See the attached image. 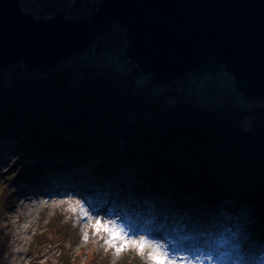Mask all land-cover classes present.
I'll list each match as a JSON object with an SVG mask.
<instances>
[{
    "label": "trees",
    "instance_id": "trees-1",
    "mask_svg": "<svg viewBox=\"0 0 264 264\" xmlns=\"http://www.w3.org/2000/svg\"><path fill=\"white\" fill-rule=\"evenodd\" d=\"M31 1L40 3L42 12L65 5L75 17L90 7V0ZM108 34L122 41L114 28L102 38ZM86 68L63 65L42 77L20 66L0 79V148L34 161L17 168L13 186L50 187L68 166L96 161L90 178L96 185L113 170L134 168L130 192L137 200L142 189L162 199L171 195L180 207L214 208L234 200L238 207L254 206L264 220V103L250 100L242 107L228 94L211 108L197 95L187 101L179 92L178 98L140 97L128 87L127 82L136 84L129 76ZM93 71L98 74L89 75ZM92 198L97 206L101 195ZM262 238L258 250L264 249V228Z\"/></svg>",
    "mask_w": 264,
    "mask_h": 264
},
{
    "label": "rangeland",
    "instance_id": "rangeland-1",
    "mask_svg": "<svg viewBox=\"0 0 264 264\" xmlns=\"http://www.w3.org/2000/svg\"><path fill=\"white\" fill-rule=\"evenodd\" d=\"M99 1L90 0L89 4L91 6ZM21 6L36 17L53 14L52 11L42 12V5L35 1L21 0ZM66 8L64 5L62 9ZM66 11L67 17H75L69 10ZM110 28L123 34L115 25ZM104 38L98 39L101 51L95 53L91 69L104 68L109 71L105 76H129L136 84L127 82L128 87L140 97L178 98L174 93L179 92L189 100V89L194 88L202 91L197 95L199 103H209L211 108L216 106L213 104L220 97L228 94L239 106L245 107L250 102L237 92L235 77L223 70L214 73L215 77L211 72L202 77L187 74L179 80L152 87L146 86L148 76L128 61H124L120 72L113 73L109 65L123 52L126 41L123 35L122 41L115 34ZM64 65L76 67L79 72H84L80 68L86 66L81 57ZM135 68L139 72L135 73ZM12 71L15 69L3 72L0 77L6 79ZM95 74L98 73L93 71L89 75ZM203 92L210 96H204ZM253 101L259 106L264 103L258 99ZM191 103L197 105L198 102ZM33 163V160L12 154L7 148H0V212L5 210L0 218V264H150L132 244L136 236L142 234L150 241L164 244L177 257L184 245L198 248L197 254L189 253L187 258L195 261L199 257L203 264H264V249L258 250L257 247L263 242L264 220L254 206L238 207L234 200H227L214 208L198 203L180 207L171 195L162 199L145 189L138 192L137 196H140L137 200L130 192L136 183L134 168L113 170L104 182L96 185L90 181L94 174L91 164L96 166V161L68 166L62 175L54 178L56 181L52 180L50 187L27 189L25 185L13 186L12 175L17 168ZM91 168L92 171H89ZM67 179L71 181L60 186L57 184ZM10 181L11 186L7 187ZM94 194L101 195L97 206L91 205ZM4 198L9 199L8 203ZM73 208L77 210L73 212ZM94 219L123 229L128 240L127 247L117 252L104 243L101 233L93 234L90 225L95 223ZM23 224L28 225L27 231L22 232ZM133 231L135 235L129 236ZM143 251L148 253L154 248L146 243Z\"/></svg>",
    "mask_w": 264,
    "mask_h": 264
},
{
    "label": "water",
    "instance_id": "water-1",
    "mask_svg": "<svg viewBox=\"0 0 264 264\" xmlns=\"http://www.w3.org/2000/svg\"><path fill=\"white\" fill-rule=\"evenodd\" d=\"M66 12L36 17L21 0H0V74L45 75L78 57L91 68L94 43L115 25L126 45L111 72L128 61L152 87L223 70L245 99L264 101V0H101L87 15Z\"/></svg>",
    "mask_w": 264,
    "mask_h": 264
},
{
    "label": "snow or ice",
    "instance_id": "snow-or-ice-1",
    "mask_svg": "<svg viewBox=\"0 0 264 264\" xmlns=\"http://www.w3.org/2000/svg\"><path fill=\"white\" fill-rule=\"evenodd\" d=\"M76 210V208L72 209L73 212ZM90 227L93 229V234L101 233V238L104 240V243L111 245L115 251L119 252L127 247L128 240L126 239V233L115 224L109 222L102 223L99 219H97L94 224L90 225ZM85 238H87V234H85ZM117 241H119V243H117ZM146 243H148V240L144 237H141L139 240L132 241L137 253L141 256H145L148 261H150V264H203V262L199 260V257H197L195 261H193L190 257H177L173 255L167 247L160 243H154V251L145 253L143 249Z\"/></svg>",
    "mask_w": 264,
    "mask_h": 264
},
{
    "label": "bare ground",
    "instance_id": "bare-ground-1",
    "mask_svg": "<svg viewBox=\"0 0 264 264\" xmlns=\"http://www.w3.org/2000/svg\"><path fill=\"white\" fill-rule=\"evenodd\" d=\"M85 217H86V216H85ZM110 217H111V216H109V219H110ZM87 219H89V218H87ZM96 220H97V219H96ZM96 220L94 219L93 221L96 222ZM27 228H28V225L23 224V225H22V232H23V231H27ZM134 232H135V231L130 232L129 236L135 235ZM141 237H144V238L147 239L146 235L142 234V235H138V236H136V238H135L134 240H139ZM147 240H148V239H147ZM154 243H159V242L148 240V243H147V244L150 245V246H153ZM160 244H161V243H160ZM162 245H164V244H162ZM211 248H212V247H209V249H211ZM189 253H191V254H197V253H198V248H197V249H196V248H188L187 245H184V246H183V251L179 254V256H184L185 258H187ZM179 256H178V257H179ZM216 261H217V260H216Z\"/></svg>",
    "mask_w": 264,
    "mask_h": 264
},
{
    "label": "built area",
    "instance_id": "built-area-1",
    "mask_svg": "<svg viewBox=\"0 0 264 264\" xmlns=\"http://www.w3.org/2000/svg\"><path fill=\"white\" fill-rule=\"evenodd\" d=\"M226 73V72H225ZM189 94H190V97H189V99L191 98V97H194L195 95H199L202 91L201 90H199V91H196L194 88H191V89H189ZM203 94H204V96L205 95H208V96H210V94H207L206 92H203ZM203 97V96H202Z\"/></svg>",
    "mask_w": 264,
    "mask_h": 264
}]
</instances>
